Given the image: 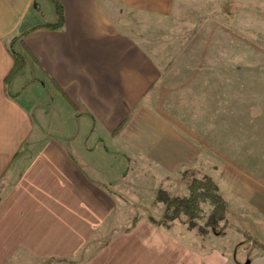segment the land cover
<instances>
[{"label": "crops", "instance_id": "1", "mask_svg": "<svg viewBox=\"0 0 264 264\" xmlns=\"http://www.w3.org/2000/svg\"><path fill=\"white\" fill-rule=\"evenodd\" d=\"M57 1L65 19L54 29L52 0H0V186L15 177L0 195V264L76 260L117 212L129 164L168 177L204 162L225 198L264 217V49L237 37L217 74L197 66L188 92L162 65L175 52L167 19L197 0ZM13 38L27 66L7 83ZM247 89L257 104L232 126ZM187 241L140 219L82 264H264L262 253L238 261Z\"/></svg>", "mask_w": 264, "mask_h": 264}, {"label": "rangeland", "instance_id": "2", "mask_svg": "<svg viewBox=\"0 0 264 264\" xmlns=\"http://www.w3.org/2000/svg\"><path fill=\"white\" fill-rule=\"evenodd\" d=\"M183 7L185 10L177 11L175 18L167 19V24L173 29L167 32V35L171 36L169 39H172L169 40V44L175 49V52H170L171 55L169 54L167 58L170 62L162 66L163 74H165L166 66L168 68L167 80L171 85H184L188 92L192 88L195 89V83L200 77L196 76L194 72L199 64L201 66L200 73L207 71L209 66L210 73L217 74L230 52L235 48L239 36L253 41L264 49V2L197 0L188 2ZM42 9L48 17L54 13L52 8L51 11L45 7ZM176 32L178 33L174 40ZM175 41H177V47ZM255 64L264 67V56L258 57ZM206 79L205 75L201 76V81H206ZM199 85L197 89L201 92L204 89V84ZM182 94L184 95L185 91L177 93L179 97ZM261 99L264 104V96ZM256 104L257 99L252 92L248 89L245 90L229 113V123L232 126L243 124L250 117V112ZM253 119L254 117H252ZM202 163L204 162H201L198 167L168 177L153 174L150 169L154 166L142 165L139 169L129 164L126 170L121 171L119 180L114 186L116 190L113 191L119 207L107 221L101 239H93L76 260L70 258L47 259L34 263L32 259L24 256L23 260L16 264H82L100 245L105 243L104 241L116 233L132 230L140 219L182 235L184 240L199 245L201 250L215 247L238 261L250 260L260 253L264 255L262 247L255 245L251 239L245 238V234L249 233L264 246V217L255 213L253 209H247L228 195H226V200L229 203V208L226 219L221 221L215 229L205 225L210 212L208 204L203 205L204 217L197 221L195 228H190L189 217L186 215H182L174 221L167 222L164 219L166 205L158 201L159 190L163 189L171 196H182L188 193V184L194 177L209 175L217 182L216 173L219 171L217 169L213 171ZM207 164L210 165V162ZM14 178L9 176L3 181L0 186V195L4 192V187L9 186ZM152 219L165 222L159 226L153 223ZM200 227H205L207 233L203 234Z\"/></svg>", "mask_w": 264, "mask_h": 264}, {"label": "trees", "instance_id": "3", "mask_svg": "<svg viewBox=\"0 0 264 264\" xmlns=\"http://www.w3.org/2000/svg\"><path fill=\"white\" fill-rule=\"evenodd\" d=\"M52 1L55 3L58 20L57 23L48 24L47 27L54 29L62 28L65 19L63 6L57 0ZM24 34L25 33L21 34V36ZM15 42L16 38H13L10 43V48L15 59V67L8 76L7 83H10L12 77L27 66L25 57L18 51L14 50ZM187 191L188 193L186 195L171 196L167 191L163 189L159 190L157 198L159 202H163L166 205L164 219L167 220V222L174 221L180 216L186 215L189 217L190 228H195L197 226V221L204 217V204H208L210 206V212L205 221V225L207 227L215 229L219 226L221 221L226 219L229 203L222 195L219 185L214 178L209 175L194 177L189 182ZM153 221V223L159 226L165 222L163 220ZM199 229L203 234L207 233L205 227H200ZM245 238L248 240L251 239L255 245L264 249V246L259 243L258 239L251 237L249 233L245 234Z\"/></svg>", "mask_w": 264, "mask_h": 264}]
</instances>
